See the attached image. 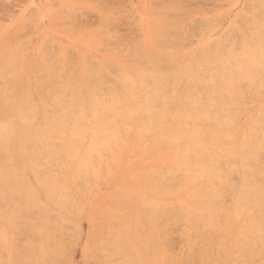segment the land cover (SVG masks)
<instances>
[{
  "label": "bare ground",
  "instance_id": "obj_1",
  "mask_svg": "<svg viewBox=\"0 0 264 264\" xmlns=\"http://www.w3.org/2000/svg\"><path fill=\"white\" fill-rule=\"evenodd\" d=\"M186 2L168 5L182 17L193 11ZM254 2L257 13L245 16L244 1L223 28L200 21L207 27L199 41L172 56L153 45L154 35L135 44L136 55L108 58L73 43L78 57L61 66L46 65L52 51L43 45L27 53L0 46V264L63 262L76 244L65 242L69 223L77 229L82 218V264H152L160 226L179 219L193 223L189 245L194 236L207 241L198 255L190 248L199 264H264V0ZM109 21L104 14L102 24ZM157 26L167 31L169 23ZM47 41L66 48L60 38ZM182 79L201 87L182 89ZM244 111L250 117L239 125ZM225 140L238 151L243 180L224 211L210 180L226 182L234 166L221 168ZM149 145L159 159L147 156ZM157 165L177 171L180 186L168 197L134 193L137 173L156 176Z\"/></svg>",
  "mask_w": 264,
  "mask_h": 264
},
{
  "label": "rangeland",
  "instance_id": "obj_2",
  "mask_svg": "<svg viewBox=\"0 0 264 264\" xmlns=\"http://www.w3.org/2000/svg\"><path fill=\"white\" fill-rule=\"evenodd\" d=\"M67 1L0 0V35H3L0 37V46L6 44L17 51L23 50L27 53L33 51L39 45H43L42 49L44 51H52V56L50 58L47 57L46 65L53 63L61 66L64 60H73L78 57V50L71 46L73 43L86 45L91 57L101 56L108 58L112 55H136L138 50L135 49V44L149 45L153 42V37L151 36L154 35L156 43H153V45L163 53L172 56L178 51H190L199 41V32L207 27L206 25L197 27L200 21L202 23L203 20L210 19L220 28H223L228 23V20L241 9L244 1L245 4L247 3L244 5L249 7L245 11V16L253 15L260 9L258 3L254 2L255 5L253 4L254 0L248 2L247 0H187L186 2L185 0V8L190 11L195 9L196 12L192 11L191 14L181 17L180 12L176 10V5H168L169 0H148L143 4H141L142 0H82L81 3L79 0H73L78 7L76 8L75 6L74 11L66 8L64 4ZM97 1L100 4L98 7H103L105 13L103 9L101 13L100 9L97 8ZM107 4L109 7L106 6ZM165 4H167L166 7L159 13V7H163ZM106 8H110L109 12L106 11ZM145 8L146 10H144ZM250 12L251 14H249ZM103 13L110 18L107 24H102L101 22ZM70 15H75L76 20L74 17V19L69 17ZM163 20H167L169 23L167 31H162L157 26L159 23L163 24ZM181 21L182 26L178 27V25H181ZM19 22L20 24L18 25ZM20 25H22L23 29H19ZM169 31H172V41L160 44L162 37L166 36ZM47 38L53 40L60 38L63 41L62 43H65L66 48L64 49V46L57 41L50 43ZM186 80H180V88L200 89L201 85L195 82H186ZM109 85L114 86L112 80L109 81ZM1 87L2 80L0 75V89ZM263 103L264 97L257 104L263 105ZM173 104L165 103V106L175 109L177 103ZM216 104L218 107L221 106L220 101ZM249 117L250 114L246 111L241 113L239 125L246 124ZM237 127L238 125H235L233 130H237ZM223 144L228 154L226 162L222 163L221 168L225 170L227 164H233L234 166H231L232 169L228 173L226 182H218L220 179L215 177H212L210 181L219 189L221 193L219 208L225 211L232 206L236 198L233 189L242 182L243 173L240 172L239 155L237 149H234L233 142L225 140ZM227 146L229 148L232 147L234 151L231 148L229 150ZM146 154L151 158L159 159L158 157L162 153L154 145H149ZM178 156L180 157V152ZM155 168L154 170L158 172L156 176L153 173H137L139 183L132 185L134 193L142 194L146 197H156L165 194L168 197L169 194L166 192L173 191L180 186L181 181L177 171L160 165ZM162 168L167 170L164 176ZM119 186L117 185L116 188H119ZM215 195L216 193H214ZM87 196L88 192L84 191L83 197ZM81 218L79 215L78 221ZM190 225H193V223L186 219H179L177 224L161 225L160 232L165 233V235L154 241L151 263L188 264L190 262L199 264L200 260L197 257L194 255L189 256L192 253L190 248L193 246V252L198 255L203 251V244L205 247L207 241L203 243L201 239H195L198 237L194 236L192 244L189 245L185 234ZM88 228L89 223L83 218L77 229L69 223L65 242L76 244L72 247L73 250L70 248V254L68 250L67 253L65 252L67 255L64 256V261L60 263H83L82 246L87 240Z\"/></svg>",
  "mask_w": 264,
  "mask_h": 264
}]
</instances>
